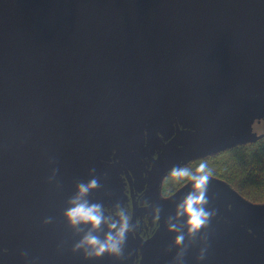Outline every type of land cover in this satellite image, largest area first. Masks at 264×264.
Wrapping results in <instances>:
<instances>
[{"label":"water","instance_id":"1","mask_svg":"<svg viewBox=\"0 0 264 264\" xmlns=\"http://www.w3.org/2000/svg\"><path fill=\"white\" fill-rule=\"evenodd\" d=\"M262 92L264 0H0V254L23 246L41 212L58 207L64 219L81 182L72 170L92 174L143 128L178 119L186 128L153 163L155 174L174 168L230 105ZM207 186L218 191L213 214L264 242V205L234 213L229 184L210 176ZM191 189L159 202L141 264H152L168 207Z\"/></svg>","mask_w":264,"mask_h":264},{"label":"flooded vegetation","instance_id":"2","mask_svg":"<svg viewBox=\"0 0 264 264\" xmlns=\"http://www.w3.org/2000/svg\"><path fill=\"white\" fill-rule=\"evenodd\" d=\"M171 126L172 129L166 131L143 128L140 136L131 142L126 152L114 147L106 156L98 157L92 174L77 168L69 174V180L73 184L76 181L87 184L92 179L96 180L97 186L90 189L83 199L89 204L100 205L104 216L116 220L119 219L115 215L118 210L128 211L131 231L126 235L122 255L115 257L104 254L97 258H86L82 251H73L72 246L89 230V226H70L65 222V216L63 219L61 209L53 207L41 212L36 222L38 228L31 226L23 246L9 245L2 248L0 264H141L146 245L157 236L161 224L162 208L159 202H164V199L172 196L188 182L187 178L171 175L173 168L166 169L163 166L157 172L156 166L157 174L154 172L153 163L162 154L165 145L176 137L178 131L186 128L178 119L177 124L171 120ZM176 145L181 146V142ZM188 159L189 155L178 166L193 168L202 158L192 161ZM180 181L183 182L177 186ZM77 187L73 185L69 201L77 194ZM191 190L176 204L168 207L162 233L152 244V264L156 262L172 219L180 212V205ZM217 192H211L208 186L206 188L207 203L204 207L209 211L217 203ZM234 198L232 196L227 199V208L234 213L248 215L240 210L241 206L236 208L232 205ZM45 220L48 222L44 223ZM176 224L177 220L173 225ZM240 230L250 239L240 237ZM108 231V225L102 222L94 230V234L103 239ZM198 233L199 231L193 233L188 239L189 247L186 250L191 252L187 256L189 264H264V242L246 227L228 221L218 211L212 214L208 226L202 228L199 237ZM201 256L202 259L199 258Z\"/></svg>","mask_w":264,"mask_h":264},{"label":"clouds","instance_id":"3","mask_svg":"<svg viewBox=\"0 0 264 264\" xmlns=\"http://www.w3.org/2000/svg\"><path fill=\"white\" fill-rule=\"evenodd\" d=\"M211 174L206 162L199 163L195 168L177 166L171 170V175L177 178H187L192 185V190L180 205V212L178 213L186 217L184 225L189 235L206 227L213 214L204 207L207 203L205 193ZM96 186L95 179L90 180L87 184H79L77 194L70 201L72 206L64 212L65 219L70 226L79 224L89 226V230L72 246V250L82 251L86 258H97L104 254L119 257L123 253L126 235L131 231L130 216L126 209H120L115 213L119 219L112 220L103 215L100 205L89 204L84 200V195ZM47 222V220L44 221V223ZM102 222L107 224L109 228L103 239L94 234V230ZM170 227L173 230L176 228L175 225ZM183 240V234L176 235L173 245L179 246ZM199 258L202 259L203 257Z\"/></svg>","mask_w":264,"mask_h":264},{"label":"rangeland","instance_id":"4","mask_svg":"<svg viewBox=\"0 0 264 264\" xmlns=\"http://www.w3.org/2000/svg\"><path fill=\"white\" fill-rule=\"evenodd\" d=\"M263 136L264 92L248 102H240L230 105L222 114V117L218 121V124L211 135L189 155L188 160L192 161L197 158L208 157L228 146L253 142ZM200 161L201 160L194 164L193 168H195ZM182 182L183 181H180L177 186ZM210 190L212 192L213 188L210 187ZM235 192L236 195L234 196L235 198L232 205L234 204L236 208L241 206L240 210L246 214H256L262 209V206L264 205V194L255 197L236 189ZM181 218V221L184 223L186 217L182 214H178L172 219L170 226L173 225L176 220ZM175 226L176 228L174 230L170 227L165 235L162 248L157 254L155 264H189V261L185 259L184 256H190L189 254L191 252H185L184 249L186 250L189 247L188 239L190 235L185 228L183 233V243L179 246L173 245L175 236L179 235V232H181V229L178 228L177 224ZM240 237L245 238L246 240L250 239V237L241 230Z\"/></svg>","mask_w":264,"mask_h":264},{"label":"trees","instance_id":"5","mask_svg":"<svg viewBox=\"0 0 264 264\" xmlns=\"http://www.w3.org/2000/svg\"><path fill=\"white\" fill-rule=\"evenodd\" d=\"M218 177L250 196L264 194V136L253 142L236 144L208 157H202Z\"/></svg>","mask_w":264,"mask_h":264},{"label":"bare ground","instance_id":"6","mask_svg":"<svg viewBox=\"0 0 264 264\" xmlns=\"http://www.w3.org/2000/svg\"><path fill=\"white\" fill-rule=\"evenodd\" d=\"M181 220H182V218L177 220V226H178V228L181 229V232H179V234H183L185 231L184 223ZM184 251L187 252V250H185V249H184ZM184 258L189 260V258L187 256H184Z\"/></svg>","mask_w":264,"mask_h":264}]
</instances>
